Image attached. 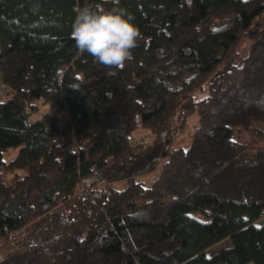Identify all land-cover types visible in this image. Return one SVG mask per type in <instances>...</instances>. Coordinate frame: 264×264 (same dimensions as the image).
<instances>
[{
    "label": "trees",
    "instance_id": "16d2710c",
    "mask_svg": "<svg viewBox=\"0 0 264 264\" xmlns=\"http://www.w3.org/2000/svg\"><path fill=\"white\" fill-rule=\"evenodd\" d=\"M85 3L139 28L122 67L76 48ZM262 18L264 0H0V264H264V146L235 137L264 138Z\"/></svg>",
    "mask_w": 264,
    "mask_h": 264
},
{
    "label": "clouds",
    "instance_id": "9594fccd",
    "mask_svg": "<svg viewBox=\"0 0 264 264\" xmlns=\"http://www.w3.org/2000/svg\"><path fill=\"white\" fill-rule=\"evenodd\" d=\"M70 37L81 53L107 67L119 68L133 59L132 50L141 33L123 10L85 3L75 9Z\"/></svg>",
    "mask_w": 264,
    "mask_h": 264
},
{
    "label": "rangeland",
    "instance_id": "374dc122",
    "mask_svg": "<svg viewBox=\"0 0 264 264\" xmlns=\"http://www.w3.org/2000/svg\"><path fill=\"white\" fill-rule=\"evenodd\" d=\"M261 20H262V23H264V18H262ZM251 43H252V37H249L240 47L239 55H238L239 57H244L248 54L250 47H251ZM39 104H40V106L38 108L39 110L37 109L35 111V113H33L35 116H42L43 114L45 115V114L51 113L52 108L50 107L49 104H47V103H39ZM61 117H62V121L67 120L69 118V113L62 112ZM194 130H195V117H193L189 120V123L185 126V129L179 130L175 133L173 142L175 144L182 143V145L187 147L191 142L192 134H193ZM251 134L252 133L249 130L241 128L239 131L236 132L235 137L239 138L242 141H245V140L254 141L255 144L260 145V146H264V138L258 139L256 135L253 136ZM153 137H154V135L145 129H139V130H137V133L135 134L136 141L152 140ZM254 137L256 138V140H253ZM116 185H118L119 187H123L125 185V183L123 184L122 182H119ZM261 221H264V217L262 218ZM231 243H232L231 238H226V239H224L220 242H217L216 244L210 246L208 248V251L209 252H216V251L220 250L221 248H224V247L230 245Z\"/></svg>",
    "mask_w": 264,
    "mask_h": 264
}]
</instances>
